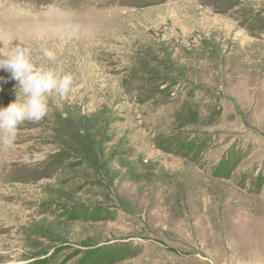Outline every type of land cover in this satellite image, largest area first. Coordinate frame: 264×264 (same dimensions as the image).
<instances>
[{
	"label": "rangeland",
	"instance_id": "obj_1",
	"mask_svg": "<svg viewBox=\"0 0 264 264\" xmlns=\"http://www.w3.org/2000/svg\"><path fill=\"white\" fill-rule=\"evenodd\" d=\"M16 46L74 84L0 147V264H264V0H0Z\"/></svg>",
	"mask_w": 264,
	"mask_h": 264
},
{
	"label": "clouds",
	"instance_id": "obj_2",
	"mask_svg": "<svg viewBox=\"0 0 264 264\" xmlns=\"http://www.w3.org/2000/svg\"><path fill=\"white\" fill-rule=\"evenodd\" d=\"M43 56L52 63L57 60L54 50L42 49ZM0 69L10 73L18 83L17 99L0 108V147H15L21 127L25 123H40L49 115L51 97H67L73 88L71 74L62 70L38 65L32 50L26 46L10 47L0 55ZM22 94V98H21Z\"/></svg>",
	"mask_w": 264,
	"mask_h": 264
},
{
	"label": "bare ground",
	"instance_id": "obj_3",
	"mask_svg": "<svg viewBox=\"0 0 264 264\" xmlns=\"http://www.w3.org/2000/svg\"><path fill=\"white\" fill-rule=\"evenodd\" d=\"M229 214H230V218H231V220L236 218V213H235V212H232V211H231ZM229 222H230V221H229ZM233 222H234V221H233ZM233 222H232V223H233ZM206 227H207V226H206ZM203 232H204V231H203ZM201 233H202V232H201ZM204 234H205V233H204ZM205 235H206V234H205ZM199 236H200V235H199ZM196 238H198V237L196 236ZM199 238H200V237H199Z\"/></svg>",
	"mask_w": 264,
	"mask_h": 264
}]
</instances>
